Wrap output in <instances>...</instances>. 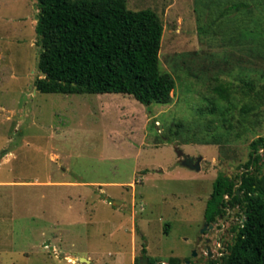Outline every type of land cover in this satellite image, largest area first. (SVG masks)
I'll list each match as a JSON object with an SVG mask.
<instances>
[{
    "label": "rangeland",
    "instance_id": "obj_1",
    "mask_svg": "<svg viewBox=\"0 0 264 264\" xmlns=\"http://www.w3.org/2000/svg\"><path fill=\"white\" fill-rule=\"evenodd\" d=\"M251 1L127 0L161 17L160 67L176 80L170 103L147 106L38 91L37 1L0 0V264H205L206 244L226 251L234 211L201 231L215 179L264 137V0L233 7Z\"/></svg>",
    "mask_w": 264,
    "mask_h": 264
},
{
    "label": "trees",
    "instance_id": "obj_2",
    "mask_svg": "<svg viewBox=\"0 0 264 264\" xmlns=\"http://www.w3.org/2000/svg\"><path fill=\"white\" fill-rule=\"evenodd\" d=\"M36 1L41 45L38 67L44 75L35 80L38 91L123 93L147 106L171 102L176 80L160 67L164 25L155 10L130 9L127 0ZM257 2L233 7L248 9ZM246 85L253 89L252 81ZM215 91L227 98L229 89L219 85ZM262 149L264 137H259L251 143L250 157L240 172L233 176L220 173L214 181L204 212L207 221L225 216L228 209H238L236 215L241 219L232 226L233 243L218 259L205 264H264ZM6 154L7 150H2L0 160ZM146 251L144 247L143 253ZM180 261L173 257L170 264Z\"/></svg>",
    "mask_w": 264,
    "mask_h": 264
},
{
    "label": "water",
    "instance_id": "obj_3",
    "mask_svg": "<svg viewBox=\"0 0 264 264\" xmlns=\"http://www.w3.org/2000/svg\"><path fill=\"white\" fill-rule=\"evenodd\" d=\"M37 19L39 20V16L37 15ZM203 161V157H193L191 155H184L183 156V159L181 160V164L185 167H188V168H191V169H194V170H201V163ZM238 193H240V191L238 190L237 191ZM244 196V194H243ZM205 228L202 229V231H204ZM197 250L194 251V256H197ZM209 255H212V251L209 247ZM81 261H85V262H90L88 259L86 258H81ZM140 262L142 264H146L148 262V259L147 258H140ZM188 264V262H187Z\"/></svg>",
    "mask_w": 264,
    "mask_h": 264
},
{
    "label": "flooded vegetation",
    "instance_id": "obj_4",
    "mask_svg": "<svg viewBox=\"0 0 264 264\" xmlns=\"http://www.w3.org/2000/svg\"><path fill=\"white\" fill-rule=\"evenodd\" d=\"M232 211H234V214H236V212H235V210H232V209H228V211H227V214L225 215V216H227L230 212H232ZM225 216H219L218 218H224ZM217 218V219H218ZM216 219V220H217ZM216 220H214V221H211V222H209V221H207V219L205 218V220H204V223H203V228H205V230L204 231H201L203 234H207L208 232H210V231H213L214 229H215V227H216ZM200 239H202V237H200ZM209 247H210V245L209 244H206V251H207V255H208V257H207V261H209L210 259H216V258H214V251L211 249V247H210V249H211V251H212V255H209ZM198 253V252H197ZM224 253V252H223ZM223 253H221V255L223 254ZM203 259V257H199V258H197V262H199L200 260H202ZM191 263V262H190ZM188 264H189V262H188Z\"/></svg>",
    "mask_w": 264,
    "mask_h": 264
},
{
    "label": "built area",
    "instance_id": "obj_5",
    "mask_svg": "<svg viewBox=\"0 0 264 264\" xmlns=\"http://www.w3.org/2000/svg\"><path fill=\"white\" fill-rule=\"evenodd\" d=\"M263 150V149H262ZM164 264V263H163Z\"/></svg>",
    "mask_w": 264,
    "mask_h": 264
}]
</instances>
